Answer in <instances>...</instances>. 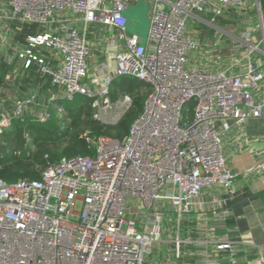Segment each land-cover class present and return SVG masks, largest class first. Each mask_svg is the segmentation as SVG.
Instances as JSON below:
<instances>
[{"label":"built area","instance_id":"built-area-1","mask_svg":"<svg viewBox=\"0 0 264 264\" xmlns=\"http://www.w3.org/2000/svg\"><path fill=\"white\" fill-rule=\"evenodd\" d=\"M133 1L0 0V19L36 28L17 53L22 69L37 67L54 90L31 117L47 122L56 100L76 96L109 107L115 77L150 86L123 140L88 137L94 157L47 162L38 180L0 181V264L236 263L235 243L214 233L239 195V174L227 164L217 123L264 117V104L253 96L263 75L254 68L233 74L190 66L200 42L188 24L208 10L217 18L242 14L251 3L261 16L258 2L149 0L143 45L127 27ZM91 41L104 47L105 61L96 60L101 51ZM33 106L39 107L36 95L14 99L0 117V132ZM211 189L218 196L205 213L197 205Z\"/></svg>","mask_w":264,"mask_h":264},{"label":"crops","instance_id":"crops-1","mask_svg":"<svg viewBox=\"0 0 264 264\" xmlns=\"http://www.w3.org/2000/svg\"><path fill=\"white\" fill-rule=\"evenodd\" d=\"M138 1L134 0L131 7ZM145 1L149 13V0ZM209 11L193 18L188 24L189 34L200 42L199 49L190 55L189 65L211 70L228 69L233 74H245L251 68L259 70L263 79L253 90V96L256 102L264 104V25L255 5L249 4L245 13L219 18L213 17ZM134 23L132 16L130 28H133ZM35 33L36 28L18 26L0 19V70L3 72L0 77V117L2 113L8 112L14 99L21 98V94L36 95L38 108L46 105L53 94L52 86L41 79L37 67L26 71L17 58L27 38ZM234 34L242 39L237 41ZM231 42H239L243 47L236 50ZM91 44H96L94 46L101 51H96V60L105 61L104 47L93 41ZM252 44L259 45L258 51L250 53ZM41 55L48 56V52ZM27 115L33 116V108H28ZM217 128L227 164L239 174V195L231 205L230 218L215 226L214 233L221 240L235 243L239 250L235 264H264V117L250 118L242 123L231 119L220 121ZM252 168L256 169L247 175L246 172ZM217 196L216 189L205 191L197 206L202 212L208 213Z\"/></svg>","mask_w":264,"mask_h":264},{"label":"trees","instance_id":"trees-1","mask_svg":"<svg viewBox=\"0 0 264 264\" xmlns=\"http://www.w3.org/2000/svg\"><path fill=\"white\" fill-rule=\"evenodd\" d=\"M2 75L0 70V77ZM149 92V85L134 78H113L109 102L115 104L126 96L130 98L128 108L115 124L93 118L94 109L90 107L93 99L84 96H79L78 104L76 97L72 101L56 100L54 105L66 113L62 119L55 109H51V118L47 122L31 116L13 120L0 132V181L38 180L47 162L56 163L63 157H94L95 149L87 142L88 137L123 140L132 122L142 113ZM194 106V102L187 104L183 112L185 123L191 120Z\"/></svg>","mask_w":264,"mask_h":264},{"label":"rangeland","instance_id":"rangeland-1","mask_svg":"<svg viewBox=\"0 0 264 264\" xmlns=\"http://www.w3.org/2000/svg\"><path fill=\"white\" fill-rule=\"evenodd\" d=\"M147 13H148V5H146L145 0H139L137 3L134 4V6L129 8L128 11L126 12V16L128 18V25H127L128 31L130 33L138 34L140 36V38L142 39V42H145V40H147V32H148V25H149ZM137 14H139L140 16L137 17ZM132 16L135 20V23H134L133 28H130L129 20ZM135 16H136V18H135ZM233 37H235V39H237V41H239L240 38L242 39V37H240V36L238 37V35H236V34H234ZM218 38L220 39V36ZM235 42H236V40H235ZM238 43L239 42L232 44V42H231V44L234 47L239 45ZM101 62H103V61H101ZM92 75L97 77V73H95V72H92ZM32 95H33V93H27V94H21L20 96H21V98H29ZM126 97H124L120 101L119 104H117V103L111 104L110 103L111 105L109 107L104 103L103 99H102V101H99L97 105H95L92 102L90 107L92 109H94L93 118L98 119L101 122L106 123V124H115L120 119V117L122 116L124 111H126V109L129 106V104L128 105L123 104V100ZM79 101H80V97L76 96L75 102L78 104ZM54 108H56L55 110L57 111L59 118L62 119L64 116H66L65 111L61 110L60 112H58V109L60 108L59 106L54 105ZM41 110H42L41 108L33 106V114L38 115ZM184 112H185V110H184ZM0 142H2V141H0ZM0 144H2V143H0ZM33 150H34V148H33Z\"/></svg>","mask_w":264,"mask_h":264},{"label":"water","instance_id":"water-1","mask_svg":"<svg viewBox=\"0 0 264 264\" xmlns=\"http://www.w3.org/2000/svg\"><path fill=\"white\" fill-rule=\"evenodd\" d=\"M257 2H258L259 8H260V12H261L262 25H264V0H257ZM141 43L143 45H145L146 44V40H145V42H142V39H141Z\"/></svg>","mask_w":264,"mask_h":264}]
</instances>
